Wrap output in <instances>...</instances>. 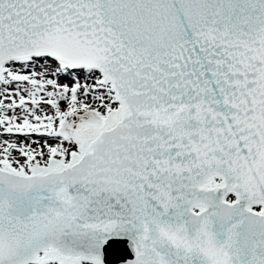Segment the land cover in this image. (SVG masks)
<instances>
[{
	"label": "snow or ice",
	"instance_id": "snow-or-ice-1",
	"mask_svg": "<svg viewBox=\"0 0 264 264\" xmlns=\"http://www.w3.org/2000/svg\"><path fill=\"white\" fill-rule=\"evenodd\" d=\"M0 264H264V0H0Z\"/></svg>",
	"mask_w": 264,
	"mask_h": 264
}]
</instances>
